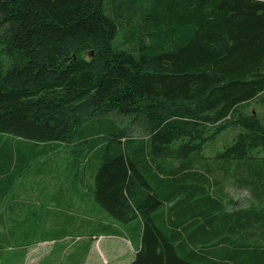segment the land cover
I'll use <instances>...</instances> for the list:
<instances>
[{
	"label": "trees",
	"instance_id": "1",
	"mask_svg": "<svg viewBox=\"0 0 264 264\" xmlns=\"http://www.w3.org/2000/svg\"><path fill=\"white\" fill-rule=\"evenodd\" d=\"M256 103L264 0H0V204L65 150L58 206L90 224L98 205L139 241L129 264H264Z\"/></svg>",
	"mask_w": 264,
	"mask_h": 264
},
{
	"label": "rangeland",
	"instance_id": "2",
	"mask_svg": "<svg viewBox=\"0 0 264 264\" xmlns=\"http://www.w3.org/2000/svg\"><path fill=\"white\" fill-rule=\"evenodd\" d=\"M257 113L264 117V105L254 104L252 107ZM4 141L14 142L17 140L13 137L3 136ZM232 138V135H225L222 139H219L213 148L217 150L222 149ZM63 149H67L61 146ZM69 152L62 150L59 153L56 160L58 164L54 165L50 169H53L51 174L46 173L42 176L40 182L41 189H44L45 194L40 193V189L36 191L37 195L45 196L41 198V202L44 211L38 214V208H35L34 224L33 228L29 229H9V233L0 234L2 240V246L0 248V261L2 264H81L80 255L83 256L82 264H125L128 260L134 257L135 251L129 244L128 240L118 239L111 237L105 228H117L113 226L114 219H111L107 214L99 210L98 205L95 204L94 218L90 216V224L77 223L72 221L69 224V217L77 214L68 208L67 204H61L58 206L56 202L57 191L61 188H69V181L59 186V183L55 186H47L48 182H51L53 177H57V181L60 180V172L63 168H66V159L70 158ZM50 156L45 155L43 158ZM41 164V160H38ZM42 165V164H41ZM60 165V167H59ZM37 166V164H33ZM47 168V167H45ZM71 180V179H68ZM46 181V183H45ZM46 184V185H45ZM35 186L28 188L31 192H34ZM17 188V186H16ZM12 189L15 194H20L18 189ZM27 187H25V190ZM225 191L227 198L231 200L232 205L236 207L247 206L250 203V193L247 189L237 187L235 184L228 182L225 185ZM40 193V194H39ZM16 201V198H13ZM89 204L93 202L87 200ZM51 203V207L48 204ZM93 205V204H92ZM85 219V218H83ZM86 219V220H87ZM105 221L100 225L99 221ZM110 226H107V221ZM57 224L62 225V229H44V227H52ZM91 225L93 227H91ZM113 227H112V226ZM4 233V232H3ZM79 236V237H77ZM87 237L90 239L93 237L92 250L86 257V244Z\"/></svg>",
	"mask_w": 264,
	"mask_h": 264
},
{
	"label": "crops",
	"instance_id": "3",
	"mask_svg": "<svg viewBox=\"0 0 264 264\" xmlns=\"http://www.w3.org/2000/svg\"><path fill=\"white\" fill-rule=\"evenodd\" d=\"M42 180H35V181H29L27 183V189L24 190L20 195L13 197L11 194L5 195L3 197V199L1 200V204H0V229H29V228H33L31 226V224L35 223L33 222L34 220V213L35 212V208H38V214L40 215L43 211H44V207L42 202L37 199V197H40V195L36 194V191L38 189H40L41 191V185L40 182ZM34 188V192H31L28 188L32 187ZM40 194V193H39ZM64 194H62L59 197L64 196ZM82 198V196H80ZM16 198V201L13 199ZM42 198H45V196H42ZM42 200V199H41ZM18 203L21 204V206L23 207V211L22 213H19L16 211V213L13 212V209L18 208ZM16 206V207H15ZM14 213V215H13ZM35 225V224H34ZM44 229H52L51 227H44ZM111 237H116L118 239H123V240H128L129 244L131 245V247L133 248V250L137 251V249L140 247L139 241L136 239L134 240V238L130 235V234H126V235H122L119 234V232H111L108 234ZM87 242V241H86ZM92 244L93 242H87L86 244V257L88 256V254L90 253V251L92 250ZM135 257V254H134ZM134 257L130 260H128L125 264H129ZM84 258H82L83 260ZM82 264V262H81ZM124 264V263H123Z\"/></svg>",
	"mask_w": 264,
	"mask_h": 264
}]
</instances>
